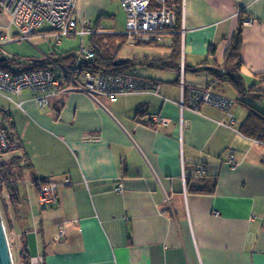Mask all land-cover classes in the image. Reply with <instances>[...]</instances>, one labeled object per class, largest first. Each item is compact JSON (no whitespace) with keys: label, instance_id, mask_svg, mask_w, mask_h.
Segmentation results:
<instances>
[{"label":"crops","instance_id":"1","mask_svg":"<svg viewBox=\"0 0 264 264\" xmlns=\"http://www.w3.org/2000/svg\"><path fill=\"white\" fill-rule=\"evenodd\" d=\"M181 1V66L146 72L153 86L116 100L68 90L45 107L29 88L0 94L3 126L22 146L10 155L28 163L16 168L19 203L10 204L17 261L24 251L44 264H264V143L242 133L251 110L213 72L239 35L244 82L264 91V0ZM103 9L78 0L76 14L97 28L90 16ZM161 47L132 58H167ZM191 88L228 107L194 101ZM38 178L58 183L56 203L41 205Z\"/></svg>","mask_w":264,"mask_h":264},{"label":"built area","instance_id":"2","mask_svg":"<svg viewBox=\"0 0 264 264\" xmlns=\"http://www.w3.org/2000/svg\"><path fill=\"white\" fill-rule=\"evenodd\" d=\"M126 12V34L132 41L158 40L170 42L173 37L171 29L175 23L178 9L181 4L178 0H120ZM78 0H0V11L9 13L10 21L5 26H0V55L7 54L6 44L13 40L32 41L34 37L51 30L54 32L56 42L59 43L62 36L78 34L81 37L91 35L94 31L103 32L90 26L86 20L79 18L77 12ZM249 17L244 23H250ZM14 27V31L12 30ZM183 30V28H182ZM181 30V32H182ZM50 35H47V37ZM46 57L50 60L49 54ZM95 57V50L89 43L82 41L78 50L70 61L57 63L50 60L51 66L24 67L15 64L13 68L0 65V94L5 93L8 99L12 94H18L21 89L29 88L34 92L35 102L45 107L51 103L52 98L68 90H84L96 96L106 95L111 100L119 96L138 90L137 80L127 74L111 75L103 71L83 70L82 61ZM182 72L184 67L182 65ZM157 87V86H156ZM190 96L194 101L206 102L216 106L228 107L226 98L215 94L210 89L191 88ZM20 106L19 102H16ZM0 121V142L7 147V138L3 132ZM229 162L235 166V156L230 154ZM205 168L198 166L197 173L203 174ZM38 200L41 204H51L57 199L58 183L50 180L43 185L40 180ZM117 190H123L119 184ZM58 237L65 235V225L58 228ZM20 256L25 259L26 254ZM29 264H44L43 255L29 257Z\"/></svg>","mask_w":264,"mask_h":264},{"label":"trees","instance_id":"3","mask_svg":"<svg viewBox=\"0 0 264 264\" xmlns=\"http://www.w3.org/2000/svg\"><path fill=\"white\" fill-rule=\"evenodd\" d=\"M176 4H181V0H178ZM182 10L181 7L178 9L177 17L175 23L171 29L173 39L170 42H161L158 40H146V41H132V43L140 45H150V46H169L171 48V54L167 58L151 60L148 58H123L119 60V63H115L119 58V52L128 41V38L123 32H116L111 29L101 26L104 31L98 33L94 31L90 35V44L95 50V57L90 60L82 61V69L91 70V71H103L111 75L118 74H127L137 80L136 84L138 89L144 88L146 85L153 86V81H148L149 78L144 77L134 73L137 70V67L141 65L149 66L159 70H165L167 68H178L181 66V57H182V45H181V19H182ZM126 23V22H125ZM96 29V27H93ZM99 27H97L98 29ZM239 37V35H238ZM236 36V38L231 42L229 48L226 51L224 59L217 69H214V74L219 79H225L226 81L231 82L237 90L241 93L239 97L240 100L246 104L250 111V114L243 123L241 129L242 133L246 136L254 138L260 142L264 143V109L257 100H264V91L256 90L255 83L254 85L247 86L244 82L243 76L241 74V68L243 66V61L241 57V40ZM49 54V53H48ZM46 54V55H48ZM74 52H65L58 51L54 47L53 52L49 55L50 60H53L57 63H65L70 61L74 56ZM42 57L39 60L29 59L20 60L17 57L11 59L12 61H0L1 66H6L13 68L15 64H20L24 67H46L51 66L52 63L46 57ZM258 79L259 82L264 80V75H260ZM153 80V79H151ZM258 82V83H259ZM155 85V84H154ZM0 121L3 128V132L7 138V147L4 148L0 142V206L2 210V215L4 218L6 228L8 229V234L12 233L14 228L12 221L10 219V204L16 205L19 203V192L18 186L15 179L18 177L16 168H21V171L24 166H27V159L24 154L13 155L10 153L18 151L22 148L20 145L18 137L15 135L14 131H9L4 124V119L0 115ZM9 154L8 159L6 155ZM30 164V163H29ZM20 175V173H19ZM14 177V178H13ZM14 179V180H13ZM13 180V181H12ZM40 180L43 185H46L50 182L49 179L38 178L33 181V185L36 187L37 194H39V186L37 181ZM210 188L212 192L215 188V182L211 183L209 181ZM208 189V188H207ZM5 192H8L9 197L5 196ZM58 201V190H57V199L52 202L54 204ZM41 205H48L47 203ZM12 238L10 237V240ZM19 264H29V261L24 259Z\"/></svg>","mask_w":264,"mask_h":264},{"label":"rangeland","instance_id":"4","mask_svg":"<svg viewBox=\"0 0 264 264\" xmlns=\"http://www.w3.org/2000/svg\"><path fill=\"white\" fill-rule=\"evenodd\" d=\"M94 3L96 1L101 4L102 6H105V9L103 11H98L97 13L92 14L90 17L92 18L93 22L98 21L101 25L107 28H112L113 31L116 32H125L126 31V12L125 9L121 3L120 0H92ZM86 4V3H85ZM93 4H86V7L88 9L92 8ZM97 10V9H96ZM89 17V18H90ZM10 21L9 13L4 10L0 11V26L3 27L6 24H8ZM115 28V29H114ZM112 29H106V30H112ZM12 30L14 31V27H12ZM54 32L51 30L46 31V33H41L39 36L34 37L32 41L27 40H15L14 34L12 35L13 40L6 44V49L8 50L9 54L19 58L20 60L29 59L30 57H44L52 47L55 48H61V49H70L75 48L76 50L79 49L82 41L87 43L88 37H81L78 34L75 35H67L62 36L61 40L63 44L60 45V42L57 43L54 36ZM47 35H50L47 37ZM142 47H146V50H142ZM156 46H149V45H140L136 43H132L129 39L124 44L122 49L119 52V58H132V57H143L142 54L145 53L148 55L149 53H152L156 50ZM161 48H165L161 47ZM48 51V52H47ZM157 72L160 71L159 69L155 70L153 68H150L145 65H141L137 67V70L134 71L136 74L145 75L146 72ZM15 96V95H14ZM16 99L18 97L16 96ZM7 226V224H5ZM8 228V226H7ZM7 233H8V229ZM9 240L12 235L8 234ZM12 254L14 258L15 264H19L20 262L17 261V247L12 243V240H10ZM13 244V245H12ZM14 252V253H13Z\"/></svg>","mask_w":264,"mask_h":264},{"label":"water","instance_id":"5","mask_svg":"<svg viewBox=\"0 0 264 264\" xmlns=\"http://www.w3.org/2000/svg\"><path fill=\"white\" fill-rule=\"evenodd\" d=\"M0 60H3V58H1ZM119 60L122 59L116 60L115 63H119ZM0 264H15L10 240L8 237L6 225L2 215L1 206H0Z\"/></svg>","mask_w":264,"mask_h":264},{"label":"flooded vegetation","instance_id":"6","mask_svg":"<svg viewBox=\"0 0 264 264\" xmlns=\"http://www.w3.org/2000/svg\"><path fill=\"white\" fill-rule=\"evenodd\" d=\"M1 58H3V60H0V61H12L11 59H13L14 56L10 55L9 52L7 51V54H1L0 55V59Z\"/></svg>","mask_w":264,"mask_h":264},{"label":"clouds","instance_id":"7","mask_svg":"<svg viewBox=\"0 0 264 264\" xmlns=\"http://www.w3.org/2000/svg\"><path fill=\"white\" fill-rule=\"evenodd\" d=\"M15 263V262H14Z\"/></svg>","mask_w":264,"mask_h":264}]
</instances>
